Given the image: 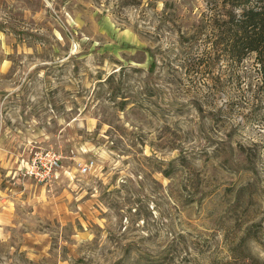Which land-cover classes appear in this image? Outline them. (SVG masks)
<instances>
[{
	"label": "rangeland",
	"instance_id": "rangeland-1",
	"mask_svg": "<svg viewBox=\"0 0 264 264\" xmlns=\"http://www.w3.org/2000/svg\"><path fill=\"white\" fill-rule=\"evenodd\" d=\"M206 9L0 0V264H264L263 79L205 58Z\"/></svg>",
	"mask_w": 264,
	"mask_h": 264
},
{
	"label": "trees",
	"instance_id": "trees-1",
	"mask_svg": "<svg viewBox=\"0 0 264 264\" xmlns=\"http://www.w3.org/2000/svg\"><path fill=\"white\" fill-rule=\"evenodd\" d=\"M202 1L207 8L200 24L204 38L197 39L209 48L205 58H226L239 65L253 56L264 85V0Z\"/></svg>",
	"mask_w": 264,
	"mask_h": 264
},
{
	"label": "built area",
	"instance_id": "built-area-1",
	"mask_svg": "<svg viewBox=\"0 0 264 264\" xmlns=\"http://www.w3.org/2000/svg\"><path fill=\"white\" fill-rule=\"evenodd\" d=\"M62 156L57 151L52 149L42 150L28 160L24 167V173L27 178L36 181L37 183H50L57 176L58 170L62 166ZM94 166V162L80 164V171L86 174Z\"/></svg>",
	"mask_w": 264,
	"mask_h": 264
}]
</instances>
